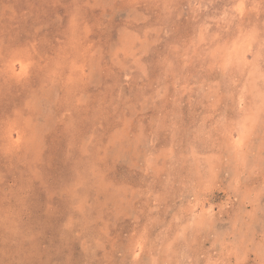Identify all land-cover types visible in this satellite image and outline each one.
I'll return each instance as SVG.
<instances>
[{"label": "rangeland", "instance_id": "374dc122", "mask_svg": "<svg viewBox=\"0 0 264 264\" xmlns=\"http://www.w3.org/2000/svg\"><path fill=\"white\" fill-rule=\"evenodd\" d=\"M0 264H264V0H0Z\"/></svg>", "mask_w": 264, "mask_h": 264}, {"label": "bare ground", "instance_id": "6f19581e", "mask_svg": "<svg viewBox=\"0 0 264 264\" xmlns=\"http://www.w3.org/2000/svg\"><path fill=\"white\" fill-rule=\"evenodd\" d=\"M25 69V68H24ZM244 134V133H243Z\"/></svg>", "mask_w": 264, "mask_h": 264}]
</instances>
